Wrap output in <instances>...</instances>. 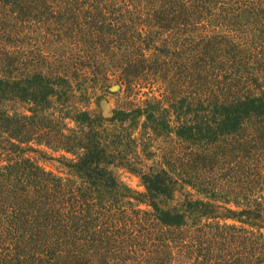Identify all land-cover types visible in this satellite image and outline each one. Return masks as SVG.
Wrapping results in <instances>:
<instances>
[{"label":"trees","instance_id":"trees-1","mask_svg":"<svg viewBox=\"0 0 264 264\" xmlns=\"http://www.w3.org/2000/svg\"><path fill=\"white\" fill-rule=\"evenodd\" d=\"M263 229L264 0H0V264H264Z\"/></svg>","mask_w":264,"mask_h":264},{"label":"rangeland","instance_id":"rangeland-1","mask_svg":"<svg viewBox=\"0 0 264 264\" xmlns=\"http://www.w3.org/2000/svg\"><path fill=\"white\" fill-rule=\"evenodd\" d=\"M238 36H240L241 38L240 39H243L244 40V35H239L237 34ZM157 86H155L153 88V94L151 95H148V96H143L142 93L143 92H146L148 91V89H143L141 94H139L137 97H136V102H140V101H143L145 100L147 97H150L152 95L160 98L159 94L160 92H162V90L159 92L157 89H156ZM116 87H113L112 90H115ZM125 93L124 92H121L119 95H110V96H107L106 99H102L100 101V104H99V110L101 112V114L104 116V117H108L111 115V110L112 109H115L119 106H122L124 102H126L125 100ZM131 99V98H130ZM95 106L93 105L92 108H94ZM46 153L48 155H52L54 157H58L59 154L57 153H51V151L47 150ZM32 157H35L38 161V163L45 167L46 170H50V171H53L54 173H59L61 175H64V172H61L59 171L58 172V162L56 161H53V160H48V159H43V158H40V156L38 154H31ZM149 164H150V161H147ZM116 175L118 177V179H120V181H122L124 184H126L128 187H130L131 189L137 191V192H143L144 191V188L143 186L141 185L140 181H139V178L133 174H130L129 172H127L126 170L124 169H117L116 170ZM176 198L181 200L183 198V196L181 194H176ZM143 207V206H142ZM234 208V207H233ZM227 223H233V224H236V225H239V222L238 221H233V220H226ZM264 231V229H263Z\"/></svg>","mask_w":264,"mask_h":264}]
</instances>
